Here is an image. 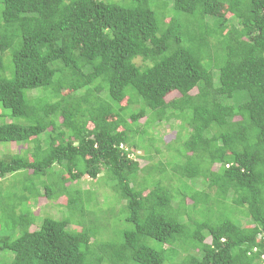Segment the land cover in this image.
<instances>
[{
    "label": "trees",
    "instance_id": "obj_1",
    "mask_svg": "<svg viewBox=\"0 0 264 264\" xmlns=\"http://www.w3.org/2000/svg\"><path fill=\"white\" fill-rule=\"evenodd\" d=\"M170 2L0 0V144L27 145L0 158V264H264V0ZM171 121L165 162L130 159ZM102 170L118 209L71 184ZM41 192L66 211L37 226Z\"/></svg>",
    "mask_w": 264,
    "mask_h": 264
},
{
    "label": "rangeland",
    "instance_id": "obj_2",
    "mask_svg": "<svg viewBox=\"0 0 264 264\" xmlns=\"http://www.w3.org/2000/svg\"><path fill=\"white\" fill-rule=\"evenodd\" d=\"M167 1L168 6H170L171 2L170 0H165ZM231 16V14L229 12L225 13V18L229 19ZM177 96L176 93H173L171 96H169L170 100L171 98H175ZM12 120L9 117V111L7 110H3L0 107V124H4V123H10ZM145 120H140V124L143 125ZM178 125H179V121H171L169 124H160V125H156L154 126L152 129H150V135L147 139V142L151 141V140H155L157 142V145L159 146L161 152L164 154V157H161L160 155H154V158L152 161L148 162L147 160H145V156L147 155V153L145 152L144 148H140L138 147V149H134V148H130V150L132 151L131 154H129L130 159H132L133 161H138L139 158L140 159V165L141 167H145L146 165H152L157 163L158 161L161 162H165L168 155L166 154V148L164 146H168V143L172 144H176L177 143H182V141L184 140V138H182L180 141L177 140L176 138H178V135L181 133V135H186V131L178 130ZM179 131V133H178ZM146 143V142H145ZM27 149V145H15V144H0V158H3L5 156H9L12 154H23V152ZM139 157V158H138ZM143 172L140 173V177L142 176ZM105 175L106 172L104 170H102V173L98 176V178L96 180H91L88 177H83V179L81 181H79L78 183H71V181L69 180V178H66L68 184H80L82 189H88V190H92L94 192H96L94 201L92 202V206L94 208H97L103 204H110L114 206L116 203H114V191L107 185V184H112V182L110 181H106L105 182ZM147 175V174H146ZM147 181H149V183H153L154 180H152L151 175H147ZM140 179V178H139ZM12 177H6L3 180H0V190L4 191L5 188L7 191L10 192L11 191H19V185L17 186L16 183H11V184H15L12 186H9L8 182H11ZM9 182V183H10ZM200 182H195L192 184H199ZM17 184H23L20 180H18ZM100 184V185H99ZM106 184V185H104ZM162 184H177L174 178H169V176L165 177L164 180H162ZM195 189L199 190V189H203L202 185H200L198 188L195 185ZM3 194H5L4 192H2ZM187 204H190V200H186ZM175 204H177V201L175 202ZM28 206V210L30 213H33L38 219L36 221L37 226H39L40 224V219L44 218V217H53L55 219H60L66 211V198L65 197H61L60 199H58L57 201L54 202H50L45 198V195H43V193L41 192L39 199L37 200V202L34 205L27 204ZM121 205V206H120ZM124 204L121 202L120 204H116L115 207L118 209L120 207H122ZM24 208V207H23ZM26 208V207H25ZM106 209V208H105ZM27 210V209H26ZM226 210L221 206H215V207H209L208 209L204 210L203 212H201L200 215H195L196 218L203 220L205 217L208 218H215L216 216H218L220 213H225ZM8 218H6V229H8L10 226H12V221L13 219L10 218V215L7 216ZM229 217L231 218V220L234 223H241V221L244 217H241L237 214H230ZM244 222L243 224H245L247 222L246 219H243ZM8 223V225H7ZM32 226L30 228V231H34L36 228V226ZM73 230L79 231L80 228L78 227H72ZM97 239L100 240H106L104 238H102L100 235H98ZM207 242H209V239L207 240ZM14 254L8 251H0V262H11L13 260ZM105 264V263H102Z\"/></svg>",
    "mask_w": 264,
    "mask_h": 264
},
{
    "label": "clouds",
    "instance_id": "obj_3",
    "mask_svg": "<svg viewBox=\"0 0 264 264\" xmlns=\"http://www.w3.org/2000/svg\"><path fill=\"white\" fill-rule=\"evenodd\" d=\"M262 258L264 259V255L262 256Z\"/></svg>",
    "mask_w": 264,
    "mask_h": 264
}]
</instances>
